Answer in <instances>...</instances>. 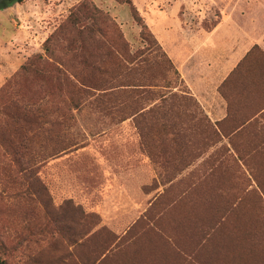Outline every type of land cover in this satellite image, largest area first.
Masks as SVG:
<instances>
[{
    "label": "rangeland",
    "instance_id": "1",
    "mask_svg": "<svg viewBox=\"0 0 264 264\" xmlns=\"http://www.w3.org/2000/svg\"><path fill=\"white\" fill-rule=\"evenodd\" d=\"M199 2L17 0L0 9V255L7 264H134L131 257L164 250L159 240L174 234L182 259L167 248L171 264H221L218 253L231 264H264L263 257H250L264 247V194L256 183L264 180V114L215 123L194 98L186 96L190 104L178 99L188 91L145 22L152 3L191 27L213 13ZM81 4L101 11L81 13L85 25L115 40L121 35L125 51L153 59L142 74L110 68L90 80L142 86L83 99L53 78L56 65L60 76L93 64L110 67L98 31L101 43L89 47L100 60L83 49L86 61L77 63L62 40L51 46L52 58L44 48ZM134 10L157 43L141 38ZM205 21V29L214 22ZM158 97L162 102L143 112ZM143 160L153 172L131 181L150 168ZM244 219L256 223L259 240L243 243L236 236ZM164 223L166 230L159 227ZM175 224L183 229L169 230ZM234 242L246 245L250 258L225 250Z\"/></svg>",
    "mask_w": 264,
    "mask_h": 264
},
{
    "label": "crops",
    "instance_id": "2",
    "mask_svg": "<svg viewBox=\"0 0 264 264\" xmlns=\"http://www.w3.org/2000/svg\"><path fill=\"white\" fill-rule=\"evenodd\" d=\"M201 1L198 4L206 6L214 15L202 14L198 23L191 27L185 26L180 17L173 18L152 3L144 14L146 24L179 72L188 91L177 98L189 104L190 98L186 96L194 98L203 113L215 123L228 117H259L264 114V0ZM211 19L214 22L205 29L203 22ZM133 93L138 99L136 92ZM116 100L121 99L118 97ZM116 100L113 104L118 106ZM161 100L162 97H158L150 102L143 112ZM136 116L138 114L129 117L134 119ZM143 161L150 168L145 170L143 177L138 174L130 178L131 181L146 180L151 174L150 169L153 172L150 163ZM181 226L175 224L169 230L177 231L182 229ZM159 227L166 230L168 225L164 223ZM177 239L174 234L159 240L164 250L157 249L158 260L164 258L163 261H166L167 248L177 256Z\"/></svg>",
    "mask_w": 264,
    "mask_h": 264
},
{
    "label": "trees",
    "instance_id": "3",
    "mask_svg": "<svg viewBox=\"0 0 264 264\" xmlns=\"http://www.w3.org/2000/svg\"><path fill=\"white\" fill-rule=\"evenodd\" d=\"M127 3H130V1H128ZM81 13L94 16L92 15V13L101 14V11H99V9H97L96 7L91 8L89 5L81 4L73 13L69 15L66 22L62 24L56 30L55 33H53L50 37L47 38V40L44 43V48L47 51V54H49V56L51 57L52 56L51 46L54 43H57L62 40L66 43L68 51L74 53L73 56H74V59L78 61L77 63H79L81 60L84 62L86 61V59L80 55V53H82L80 51H83V49L92 50V54L89 57L90 59H95L97 57L98 60H100L98 55H96L93 52L94 49L96 48L92 49L91 48L92 46L89 47V45H92V43H97V42L101 43L99 41L97 42L95 41L94 34L96 31H98L100 32L99 33L100 36L104 38V42L101 43L102 46L105 47L104 53L102 55L105 59H107V64L110 67L104 66V69H103L102 66L104 64L101 63V66H99V64L97 66H94L95 64H93V65H90L89 70H86L85 72L78 73L77 71H72L70 73L71 75L62 73L61 76H64V78H60L61 76L59 75L58 72L61 73V71H59L61 68H59V66L56 65L55 67H51L50 69L51 74L53 78L56 80V82L64 84L65 87L68 88L71 94L82 95L83 99L90 97V96H94L95 92H100L103 95H108L107 94L108 91H110L114 87L142 86L139 83L136 84V82H133V83L126 82L125 85L116 84L115 86L108 87V85H104L103 83H100L99 82L100 80L97 82L91 81L92 79H95L94 77L95 74L104 76L105 74L107 75V73L110 72L111 69L112 71H115V72L127 70L128 75L133 74L135 72H140V74H142L144 71H146L148 68L152 66L153 59L150 58V54L146 52L131 54L129 51H125L124 47H126L127 44L123 41V38L121 35H118L116 40L112 37L110 38L105 37L106 35L102 31H100L101 29L96 28L94 25H88V24L85 25L84 22L82 21L83 17L81 16ZM137 15H138L137 10H134L133 18L137 19L141 26V38L142 39L148 38V40L149 39H151V41L153 40L152 42L154 44L157 43L150 29L141 21V18ZM109 23L111 24V26L113 25L112 22H109ZM149 45L150 44H148V46ZM163 55L166 57L164 53ZM165 61L168 65V68L172 71L173 75L178 76V72L174 69L169 58L166 57ZM31 62H34V60ZM89 73H92V75H90ZM168 84L169 86L167 87L171 88L170 82H168ZM79 104H81V102L75 104L76 109H78V107L80 106ZM256 183L261 188V190L263 191L262 193L264 194V180H260L256 178ZM254 225H256V223H253V222L249 223V221L247 222L244 219V221L240 222L239 228L235 229L236 236L240 237L243 243L246 240H249V241H252L254 239L259 240L262 234L260 233V229L255 227ZM193 239H195V235ZM224 247H225V250H227L228 252H232L236 255L241 256V258H238L241 261L245 260L244 257L245 258L254 257L256 259L257 258L262 259V257L264 258V255H263L264 247H262V250L259 251L260 255L257 254L254 256H250V257H246V254L248 255V250H247L246 245L244 244L240 246L237 242H234V244H231L228 247L226 246ZM2 249H3V245L0 243V250ZM159 256L160 255L158 254L157 249H154L152 247L146 253L134 255V257H131V259L133 260L134 264H138L139 261H142L143 264H171L167 259L166 261H163L164 258H161L162 261L158 260ZM216 256L221 261V264H231L233 261V260L228 261L230 259L225 260L223 258H220V253H218ZM177 257H181L182 259L181 253H179V251L177 253ZM0 264H7L6 260H4L1 255H0Z\"/></svg>",
    "mask_w": 264,
    "mask_h": 264
},
{
    "label": "water",
    "instance_id": "4",
    "mask_svg": "<svg viewBox=\"0 0 264 264\" xmlns=\"http://www.w3.org/2000/svg\"><path fill=\"white\" fill-rule=\"evenodd\" d=\"M7 1L10 0H0V9L6 8L8 6Z\"/></svg>",
    "mask_w": 264,
    "mask_h": 264
},
{
    "label": "flooded vegetation",
    "instance_id": "5",
    "mask_svg": "<svg viewBox=\"0 0 264 264\" xmlns=\"http://www.w3.org/2000/svg\"><path fill=\"white\" fill-rule=\"evenodd\" d=\"M17 0H10V1H7V5H9L10 3H14L16 2Z\"/></svg>",
    "mask_w": 264,
    "mask_h": 264
}]
</instances>
